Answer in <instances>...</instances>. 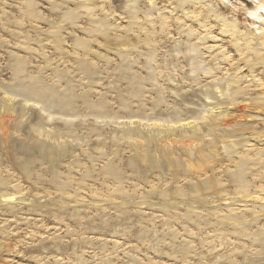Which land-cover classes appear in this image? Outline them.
<instances>
[{
    "label": "rangeland",
    "instance_id": "rangeland-1",
    "mask_svg": "<svg viewBox=\"0 0 264 264\" xmlns=\"http://www.w3.org/2000/svg\"><path fill=\"white\" fill-rule=\"evenodd\" d=\"M0 264H264V0H0Z\"/></svg>",
    "mask_w": 264,
    "mask_h": 264
}]
</instances>
